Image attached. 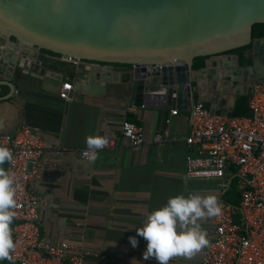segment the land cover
I'll list each match as a JSON object with an SVG mask.
<instances>
[{
	"label": "crops",
	"instance_id": "obj_1",
	"mask_svg": "<svg viewBox=\"0 0 264 264\" xmlns=\"http://www.w3.org/2000/svg\"><path fill=\"white\" fill-rule=\"evenodd\" d=\"M41 49L10 45L0 37V52H11L13 57L9 71L15 88L9 98L0 99V135L27 124L44 143L37 183L41 235L54 243L83 246L90 264H157L143 259L147 242L136 232L147 215L180 193L219 195L216 181L185 176L184 158L190 151L184 141L188 110L201 102L216 113L233 114L243 99L247 101L254 85L252 57L256 56L258 67L264 66V36L253 37L244 50L250 63L226 50L207 56L205 69L192 67L193 99L186 109L170 103L143 106L140 98L133 99L128 88L130 68L76 57L68 60ZM40 52L44 61L56 66L63 82L52 83V70L37 62ZM65 82L71 83L68 100L59 96ZM8 89L0 85V96ZM174 109L176 114L171 113ZM123 119L142 126V145L130 146L121 137ZM163 130L167 140L153 144L155 133ZM89 135L112 137L116 145L99 151L95 162L81 159L79 149L87 147ZM200 224L208 238L212 217ZM130 236L136 237V247ZM199 260L200 252L190 260L173 258L169 264H199ZM0 264L16 263L0 260Z\"/></svg>",
	"mask_w": 264,
	"mask_h": 264
},
{
	"label": "water",
	"instance_id": "obj_2",
	"mask_svg": "<svg viewBox=\"0 0 264 264\" xmlns=\"http://www.w3.org/2000/svg\"><path fill=\"white\" fill-rule=\"evenodd\" d=\"M256 23H264V0H0L5 42L61 58L130 63L129 96L143 106L188 108L193 59L249 44ZM43 55L37 62L52 70V83L63 82ZM12 59L0 52V85L9 88L0 99L15 89ZM251 65L253 84L260 83L264 66L256 65V56Z\"/></svg>",
	"mask_w": 264,
	"mask_h": 264
},
{
	"label": "built area",
	"instance_id": "obj_3",
	"mask_svg": "<svg viewBox=\"0 0 264 264\" xmlns=\"http://www.w3.org/2000/svg\"><path fill=\"white\" fill-rule=\"evenodd\" d=\"M70 88L71 83L65 82L59 96L70 99ZM247 108L249 115L221 114L194 102L188 110L184 141L190 151L184 158L185 176L216 181L222 209L220 215L212 217L209 245L200 251L199 264H264V78L252 86ZM171 113L176 114L177 109ZM120 128L128 145L136 147L145 142L143 128L135 121L123 119ZM105 137L108 144L102 150L115 147V139ZM167 138L163 130L155 133L151 142L160 144ZM0 146L7 147L13 155L12 161L3 165L14 175L16 187V215L11 224L13 263L90 264L86 260L89 251L83 246L66 241L54 243L41 235L42 200L37 192L43 168L41 136L23 124L14 133L1 134ZM86 148L79 149L84 160ZM232 184L238 192L235 204L223 199Z\"/></svg>",
	"mask_w": 264,
	"mask_h": 264
},
{
	"label": "clouds",
	"instance_id": "obj_4",
	"mask_svg": "<svg viewBox=\"0 0 264 264\" xmlns=\"http://www.w3.org/2000/svg\"><path fill=\"white\" fill-rule=\"evenodd\" d=\"M86 151L83 155L90 162H95L100 150L108 144V138L89 135L85 138ZM13 159L7 147L0 146V260L13 262L11 253L15 250L11 224L17 207L15 178L3 165ZM227 187V185H224ZM221 205L214 195L202 196L189 192L170 197L162 207L150 212L137 228V235L147 242L143 259H154L157 264H169L176 257L191 259L196 253L209 245L207 233L200 222L206 218L221 214ZM129 242L136 247L135 236Z\"/></svg>",
	"mask_w": 264,
	"mask_h": 264
},
{
	"label": "trees",
	"instance_id": "obj_5",
	"mask_svg": "<svg viewBox=\"0 0 264 264\" xmlns=\"http://www.w3.org/2000/svg\"><path fill=\"white\" fill-rule=\"evenodd\" d=\"M264 36V23H256L253 25V29H252V37H263ZM249 46V44H246V45H242V46H238V47H235V48H232V49H229L227 51H235L238 53V55L240 56V61L243 60L245 58V61H241V62H245V63H250V58H246L244 56V50ZM43 52L45 53H49V54H53V55H56V56H59L60 54L57 53V52H53L49 49H44L42 48L41 49ZM207 55H204V56H197L193 59V64H192V67L193 68H201L203 65H204V61L206 59ZM91 61V60H89ZM108 64H111V65H119V66H122L124 68H131V64L130 63H119V62H109ZM240 107L238 106V108L234 111L233 114H230V115H244L247 113L248 111V108H247V101L246 100H242L240 102ZM223 199L226 201V202H229V203H237L238 202V192L237 190L235 189V185L232 184V189L230 191H228Z\"/></svg>",
	"mask_w": 264,
	"mask_h": 264
},
{
	"label": "flooded vegetation",
	"instance_id": "obj_6",
	"mask_svg": "<svg viewBox=\"0 0 264 264\" xmlns=\"http://www.w3.org/2000/svg\"><path fill=\"white\" fill-rule=\"evenodd\" d=\"M10 39H13V37H11Z\"/></svg>",
	"mask_w": 264,
	"mask_h": 264
}]
</instances>
